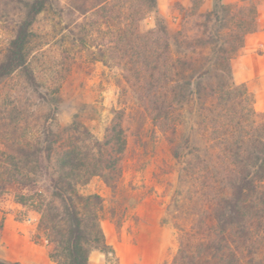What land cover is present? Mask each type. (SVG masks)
I'll return each mask as SVG.
<instances>
[{
	"label": "trees",
	"instance_id": "16d2710c",
	"mask_svg": "<svg viewBox=\"0 0 264 264\" xmlns=\"http://www.w3.org/2000/svg\"><path fill=\"white\" fill-rule=\"evenodd\" d=\"M61 1L0 0V28L8 34L0 47V85L19 72L37 104L48 101L50 86L36 79L28 62L44 45L35 28L42 15L64 32L63 47L92 40L93 59L120 68L179 164L171 204L178 249L171 264H264V118L246 87L234 82L231 67L246 36L257 30L255 9L213 0L190 39L169 34L157 0ZM73 12L82 22L71 20ZM149 15L154 27L141 30ZM121 114L115 112L100 141L76 121L59 133L50 126L44 131L36 124L41 117L20 104L13 108L15 139L12 149L0 148V183L32 189L15 199L40 214L38 235L55 264H88L91 251L113 254L101 228L103 199L79 189L94 177L111 188L120 179L126 150ZM43 177L51 181L49 197L35 190Z\"/></svg>",
	"mask_w": 264,
	"mask_h": 264
},
{
	"label": "rangeland",
	"instance_id": "374dc122",
	"mask_svg": "<svg viewBox=\"0 0 264 264\" xmlns=\"http://www.w3.org/2000/svg\"><path fill=\"white\" fill-rule=\"evenodd\" d=\"M224 4L249 6L256 11L257 30L246 36L243 48L231 62L234 82L243 85L253 98L254 110L264 118V0H221ZM67 0H62L65 5ZM213 0H157V10L171 36L180 32L193 38L202 14L212 9ZM1 6V4H0ZM7 10L13 14V5ZM12 9V10H11ZM16 10V9H15ZM16 13V11H15ZM78 19V13L71 14ZM91 18H88L90 20ZM47 15L38 18L35 28L42 31L44 45L31 51L29 64L40 83L48 88V101L37 104L17 72L0 85V148H13V108L22 105L41 117L36 123L44 131L49 126L60 128L76 121L102 141L111 126L115 112L121 111L122 128L126 135V150L121 177L109 187L98 177L80 188L83 195L98 194L103 199L101 228L113 254L107 257L99 251L104 264H171L178 249V231L172 198L177 186L179 164L171 154L166 135L154 127L135 101L121 70L115 64L94 60L95 43L86 47L60 44L63 31L51 28ZM68 20L66 19V22ZM155 17L146 16L141 30L154 27ZM93 39L95 26H91ZM8 38L0 28V47ZM69 52L66 57L63 48ZM70 67L69 71H65ZM59 92H54L55 87ZM36 105V106H35ZM43 117V119H42ZM44 117L51 118L47 123ZM0 260L18 264H55L49 258V245L39 237L40 214L17 203L18 194L32 193L19 189L13 180L0 183ZM35 190L45 197L51 193V181L40 178ZM90 253V254H91ZM99 264L89 255L88 264Z\"/></svg>",
	"mask_w": 264,
	"mask_h": 264
},
{
	"label": "crops",
	"instance_id": "0c3cea01",
	"mask_svg": "<svg viewBox=\"0 0 264 264\" xmlns=\"http://www.w3.org/2000/svg\"><path fill=\"white\" fill-rule=\"evenodd\" d=\"M90 256H93V258L97 259L99 264H104V258L101 254H97V253L92 252L90 254ZM89 264H90V262H89Z\"/></svg>",
	"mask_w": 264,
	"mask_h": 264
}]
</instances>
